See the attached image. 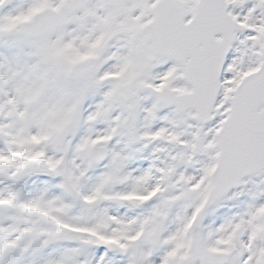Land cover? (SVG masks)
<instances>
[{
  "label": "snow or ice",
  "instance_id": "snow-or-ice-1",
  "mask_svg": "<svg viewBox=\"0 0 264 264\" xmlns=\"http://www.w3.org/2000/svg\"><path fill=\"white\" fill-rule=\"evenodd\" d=\"M0 264H264V0H0Z\"/></svg>",
  "mask_w": 264,
  "mask_h": 264
}]
</instances>
